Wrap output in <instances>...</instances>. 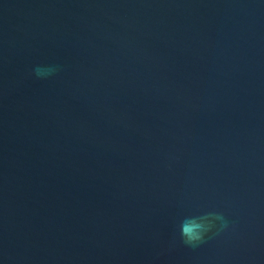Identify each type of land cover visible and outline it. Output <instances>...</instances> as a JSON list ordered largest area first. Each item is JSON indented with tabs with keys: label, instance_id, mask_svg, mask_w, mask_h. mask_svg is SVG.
I'll return each instance as SVG.
<instances>
[{
	"label": "water",
	"instance_id": "1",
	"mask_svg": "<svg viewBox=\"0 0 264 264\" xmlns=\"http://www.w3.org/2000/svg\"><path fill=\"white\" fill-rule=\"evenodd\" d=\"M255 4L0 0V264H264ZM197 198L237 231L183 245Z\"/></svg>",
	"mask_w": 264,
	"mask_h": 264
},
{
	"label": "clouds",
	"instance_id": "2",
	"mask_svg": "<svg viewBox=\"0 0 264 264\" xmlns=\"http://www.w3.org/2000/svg\"><path fill=\"white\" fill-rule=\"evenodd\" d=\"M255 7L264 9V0H256ZM63 71L57 63L34 65L29 75L37 80H48ZM182 143V141H177ZM184 164L182 149L173 146L164 156L163 167L166 173L174 174ZM191 214L179 222L180 241L190 249H198L210 240L231 235L237 231L238 221L231 217L223 207L214 203L204 204L199 199L189 201Z\"/></svg>",
	"mask_w": 264,
	"mask_h": 264
}]
</instances>
